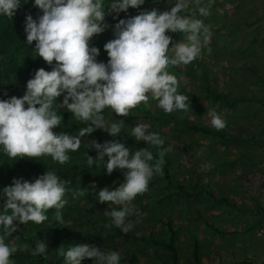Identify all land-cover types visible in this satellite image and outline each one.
Listing matches in <instances>:
<instances>
[{
    "label": "rangeland",
    "instance_id": "rangeland-1",
    "mask_svg": "<svg viewBox=\"0 0 264 264\" xmlns=\"http://www.w3.org/2000/svg\"><path fill=\"white\" fill-rule=\"evenodd\" d=\"M66 1L72 6L69 22L77 13L95 40H112L116 33L117 45L100 49L73 31L43 42L59 77L86 94L81 101L67 92L68 102L59 104L85 114L56 117L44 111L65 144L75 141L82 148L71 155L51 149L44 167L50 175L56 166L66 184L99 183L104 189L39 184L41 194L76 218L83 247L102 248L105 264H172L162 246L116 232L169 239L167 220L177 232V264H264V0H231L224 9L222 0ZM130 14L159 28L181 27L142 31ZM70 53L75 59L67 66ZM204 70L214 76L212 84L244 100L232 109L195 97L208 93ZM105 94L121 101L109 103ZM87 114L96 117L95 129L102 127L132 152L84 167L93 164L89 151L96 147L119 148L87 128ZM171 115L178 122L167 120ZM194 123L213 132L185 126ZM163 158L170 160L171 186ZM2 163L14 167L8 159ZM179 183L190 192L207 187L214 195L185 199L177 193ZM86 252L79 254L92 259Z\"/></svg>",
    "mask_w": 264,
    "mask_h": 264
},
{
    "label": "trees",
    "instance_id": "trees-1",
    "mask_svg": "<svg viewBox=\"0 0 264 264\" xmlns=\"http://www.w3.org/2000/svg\"><path fill=\"white\" fill-rule=\"evenodd\" d=\"M203 3L201 2L197 9H200ZM71 8L66 0H0V181H3L0 188V264H72L73 261H77V264H105L102 248L96 244L89 248L83 247L82 241L78 238L81 232L76 229V218L59 211L56 201L46 194H41L39 187V184H48L50 188L68 187L73 191L86 187L104 189L99 183L85 185L86 187L66 184L59 177L56 166H52L55 174L50 175L44 167L45 154L51 149L63 155L82 152L81 146L75 144V141L74 146H70L61 140L60 135L51 126L52 122L44 120V111L47 110L56 117L85 114L81 109L74 112L67 106H64L65 108L59 106L68 102V96H64L67 92L72 93L74 98L86 101V94L80 90L76 91L78 87L76 84L70 86L59 77L56 64L44 43L59 33L68 34L73 31L85 42L100 49L117 45L116 33L113 34L112 40L104 42L95 40L89 31L82 28L84 20L80 19L81 15L77 13L73 14L74 21L69 22L67 17ZM74 11L78 12V9ZM89 13L88 11V18ZM130 18L144 27L142 31L147 32H175L181 27L179 23L174 27L159 28L137 16L130 14ZM54 55L56 57V53ZM65 59L68 66L71 64L70 61L75 59V55L66 54ZM203 72L208 93L207 95L196 93L195 97L223 102L232 109L236 107L238 101L244 100L242 96L232 97L222 91L216 84H212L214 76L209 75L206 70ZM105 97L109 103L121 101L120 98L109 94H105ZM87 117L91 118L87 124L90 131L115 142L119 148L107 150L96 147L89 151L93 155V164L91 166L85 164L84 167L95 168L103 157L113 158L132 152L122 147L102 127L100 130L95 129L93 123L96 117L92 114H87ZM167 120L178 122L175 115H171ZM185 126L206 134L213 132L209 125L200 123ZM227 136L225 134L223 139ZM148 151L153 152V149L149 148ZM3 159L13 162L14 167L6 168L2 163ZM163 159L164 171L171 186L173 182L170 160ZM21 172L27 175L21 177ZM175 187L178 195L185 199L214 195L207 187L194 192L188 191L180 183ZM10 222L16 223L20 230L16 231L13 226L8 228ZM166 222L170 232L169 239L137 235L122 228H116V232L126 239L149 240L162 246L169 251L171 263L177 264L179 259L177 232L170 221ZM10 231L11 235L8 236ZM12 236L16 239L11 242ZM84 249L86 253L92 254V259L79 254ZM130 262L138 264L134 260Z\"/></svg>",
    "mask_w": 264,
    "mask_h": 264
},
{
    "label": "crops",
    "instance_id": "crops-1",
    "mask_svg": "<svg viewBox=\"0 0 264 264\" xmlns=\"http://www.w3.org/2000/svg\"><path fill=\"white\" fill-rule=\"evenodd\" d=\"M229 1H231V0H222V9H224V7H223V3H228L229 4ZM233 2V1H232Z\"/></svg>",
    "mask_w": 264,
    "mask_h": 264
},
{
    "label": "built area",
    "instance_id": "built-area-1",
    "mask_svg": "<svg viewBox=\"0 0 264 264\" xmlns=\"http://www.w3.org/2000/svg\"><path fill=\"white\" fill-rule=\"evenodd\" d=\"M261 233L264 235V227L261 229Z\"/></svg>",
    "mask_w": 264,
    "mask_h": 264
}]
</instances>
